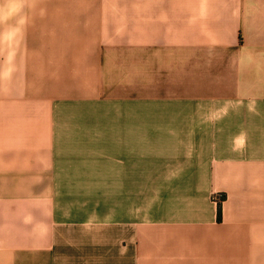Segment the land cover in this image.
Here are the masks:
<instances>
[{"label": "crops", "instance_id": "1", "mask_svg": "<svg viewBox=\"0 0 264 264\" xmlns=\"http://www.w3.org/2000/svg\"><path fill=\"white\" fill-rule=\"evenodd\" d=\"M19 4L0 264H264V0Z\"/></svg>", "mask_w": 264, "mask_h": 264}, {"label": "clouds", "instance_id": "2", "mask_svg": "<svg viewBox=\"0 0 264 264\" xmlns=\"http://www.w3.org/2000/svg\"><path fill=\"white\" fill-rule=\"evenodd\" d=\"M19 7V0H9L7 9H0V20H3L5 18V15H7V17H11L19 10Z\"/></svg>", "mask_w": 264, "mask_h": 264}, {"label": "trees", "instance_id": "3", "mask_svg": "<svg viewBox=\"0 0 264 264\" xmlns=\"http://www.w3.org/2000/svg\"><path fill=\"white\" fill-rule=\"evenodd\" d=\"M222 200V197H221ZM221 217V205L220 202L217 204V219L220 220Z\"/></svg>", "mask_w": 264, "mask_h": 264}, {"label": "built area", "instance_id": "4", "mask_svg": "<svg viewBox=\"0 0 264 264\" xmlns=\"http://www.w3.org/2000/svg\"><path fill=\"white\" fill-rule=\"evenodd\" d=\"M221 195L220 194H216L214 195V201L218 204L219 202H221Z\"/></svg>", "mask_w": 264, "mask_h": 264}]
</instances>
